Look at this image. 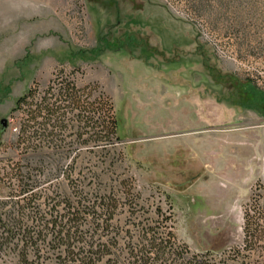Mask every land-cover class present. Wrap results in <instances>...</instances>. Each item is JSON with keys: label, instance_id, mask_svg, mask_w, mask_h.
Segmentation results:
<instances>
[{"label": "rangeland", "instance_id": "obj_1", "mask_svg": "<svg viewBox=\"0 0 264 264\" xmlns=\"http://www.w3.org/2000/svg\"><path fill=\"white\" fill-rule=\"evenodd\" d=\"M57 71L111 98L109 152L73 130L57 149L23 140L14 102L33 86L41 97ZM262 92L264 0H0V200L18 190L15 174L55 201L88 170L100 189L131 176L144 201L168 195L190 251L228 253L242 245L245 207L264 224L253 214L264 207ZM115 219L128 227L124 212ZM242 253L264 264V233Z\"/></svg>", "mask_w": 264, "mask_h": 264}, {"label": "trees", "instance_id": "obj_2", "mask_svg": "<svg viewBox=\"0 0 264 264\" xmlns=\"http://www.w3.org/2000/svg\"><path fill=\"white\" fill-rule=\"evenodd\" d=\"M41 93L37 97L33 86L14 102L12 112L20 109L25 116L23 140L40 135L57 149L59 134L73 130L82 143L106 153L119 142L113 102L96 85L79 87L72 75L57 71ZM99 179L88 170L81 180L68 181L71 197L55 201L34 192L29 175L15 174L18 190L0 200V258L11 256V264H245L242 251L264 233L262 221L245 207L241 247L221 255L193 252L175 236L167 194L144 201L131 176L107 189L96 187ZM253 209L264 214V207ZM121 212L127 228L116 225Z\"/></svg>", "mask_w": 264, "mask_h": 264}, {"label": "water", "instance_id": "obj_3", "mask_svg": "<svg viewBox=\"0 0 264 264\" xmlns=\"http://www.w3.org/2000/svg\"><path fill=\"white\" fill-rule=\"evenodd\" d=\"M5 124H6L5 120H1L0 121L1 129L5 127Z\"/></svg>", "mask_w": 264, "mask_h": 264}]
</instances>
